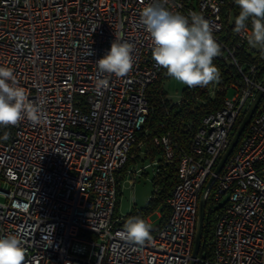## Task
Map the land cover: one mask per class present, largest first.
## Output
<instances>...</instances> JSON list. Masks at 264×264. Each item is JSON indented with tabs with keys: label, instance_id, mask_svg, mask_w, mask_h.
<instances>
[{
	"label": "built area",
	"instance_id": "built-area-1",
	"mask_svg": "<svg viewBox=\"0 0 264 264\" xmlns=\"http://www.w3.org/2000/svg\"><path fill=\"white\" fill-rule=\"evenodd\" d=\"M162 2L189 19L203 15L221 46L213 60L230 58L241 79L225 87L234 94L205 116L188 148L170 134L154 136L164 158L155 174L178 158V183L170 213L158 229L148 219L152 239L138 245L119 236L127 216L117 215L118 175L147 121L148 90L164 70L140 22L153 0H0V66L13 70L41 109L40 124L0 127V237L21 239L24 264L190 263L204 188L263 82L255 65L246 73L236 58L242 43L231 48L220 38L227 0ZM116 32L133 45L125 77L96 65ZM249 34L250 25L237 33L242 42ZM98 78L108 80L100 93ZM263 102L216 175L208 196L220 206L213 255H199L197 264H264Z\"/></svg>",
	"mask_w": 264,
	"mask_h": 264
},
{
	"label": "clouds",
	"instance_id": "clouds-1",
	"mask_svg": "<svg viewBox=\"0 0 264 264\" xmlns=\"http://www.w3.org/2000/svg\"><path fill=\"white\" fill-rule=\"evenodd\" d=\"M239 14L235 17L234 31L249 28L248 43L264 52V0H235ZM140 22L149 34L152 59L166 69L167 75L188 87H207L220 79L219 69L213 59L221 55V46L213 36L210 22L203 15L192 13L190 19L168 10L162 0L144 7ZM110 51L96 61L101 74L125 77L133 69V45L114 33ZM108 80L98 78V93L107 88ZM27 119L32 124L41 123L40 106L28 99L18 85L11 68L0 66V127L15 126ZM3 139L7 140L5 134ZM151 225L140 217H129L119 236L138 245L151 237ZM25 248L17 235L0 237V264H24Z\"/></svg>",
	"mask_w": 264,
	"mask_h": 264
},
{
	"label": "trees",
	"instance_id": "trees-1",
	"mask_svg": "<svg viewBox=\"0 0 264 264\" xmlns=\"http://www.w3.org/2000/svg\"><path fill=\"white\" fill-rule=\"evenodd\" d=\"M238 14L239 7L235 4V0H227L222 9L224 27L220 33V38L231 48L241 42L242 45L236 50L235 54L240 65L243 66L246 73L250 72L251 65H255L257 67V78L264 82V52L250 46L248 40L242 42L238 37L234 31L235 17ZM213 63L219 69V81L209 84L207 87L197 86L190 88L187 86L184 88L181 100L177 103L173 102L168 96L163 86V80L168 76L166 69L163 70L159 79L148 90V118L137 134V141L132 148L128 163L131 159H140L141 150L151 154L152 157H159V161L163 162V150L155 145L153 140L156 135L170 134L180 146L186 148L190 146L192 138L201 126L205 116L219 110L223 106L228 95V90L225 87L241 79L238 67L230 58H225L223 55L221 58L213 60ZM240 123L241 120L236 123V128ZM178 166V158L171 163L161 164V171L155 174L153 178L155 185L154 195L150 198L147 206L129 213L127 219L129 217H140L148 222V218L160 207L161 220L159 224L154 225V228L158 229L160 227L164 218L170 213L167 199L178 183ZM121 173L118 175L120 192V184L123 178ZM219 208L220 206H217L211 198L208 200L203 244L200 250V255L206 258H211L213 255V230L216 213Z\"/></svg>",
	"mask_w": 264,
	"mask_h": 264
},
{
	"label": "rangeland",
	"instance_id": "rangeland-1",
	"mask_svg": "<svg viewBox=\"0 0 264 264\" xmlns=\"http://www.w3.org/2000/svg\"><path fill=\"white\" fill-rule=\"evenodd\" d=\"M163 86L168 93V96L177 103L183 96L184 88L187 85L181 84L173 78L167 76L163 80ZM234 90H229L228 95L232 96ZM130 166L133 163L130 162ZM133 176L126 174L121 180V192L119 195V203L117 207V215L119 217L127 216L135 210L147 206L150 198L154 195V175L156 165L152 163L151 158L140 159L139 166ZM227 196L223 199L225 200ZM222 200V201H223ZM151 224L157 225L161 220V208L159 207L150 216Z\"/></svg>",
	"mask_w": 264,
	"mask_h": 264
},
{
	"label": "water",
	"instance_id": "water-1",
	"mask_svg": "<svg viewBox=\"0 0 264 264\" xmlns=\"http://www.w3.org/2000/svg\"><path fill=\"white\" fill-rule=\"evenodd\" d=\"M263 98H264V82H263L262 89L259 90L258 94L256 95V97L250 104V107L248 108L241 123L239 124L235 134L232 137V140L228 148L226 149V151L223 153L222 157L220 158V161L215 169V175H213L210 178V180L208 181L207 185L204 188V191L202 193L199 206H198V218H197V225H196V232H195L194 247L192 251V258L189 264H197V258L200 255V250L203 244V234H204L206 210H207V204H208V196L212 188V185L216 179V175L221 173L227 160L229 159V157L231 156V154L234 152L235 148L239 144V141L244 131L246 130L247 125L249 124L250 120L254 116L258 107L260 106V103L262 102Z\"/></svg>",
	"mask_w": 264,
	"mask_h": 264
},
{
	"label": "crops",
	"instance_id": "crops-1",
	"mask_svg": "<svg viewBox=\"0 0 264 264\" xmlns=\"http://www.w3.org/2000/svg\"><path fill=\"white\" fill-rule=\"evenodd\" d=\"M133 157H134V155H133ZM148 157L151 158V161L153 164H155V162L159 161V157H156V156L152 157L151 154L145 153L144 150H141V158L140 159H144V158H148ZM140 159H138V160L131 159L130 162L133 163V166H130V162H129L128 165L126 166L125 170L121 173L122 176L124 177L126 174H128V176H133L134 173H136L138 168H139L138 166H139ZM148 219L150 220V217Z\"/></svg>",
	"mask_w": 264,
	"mask_h": 264
}]
</instances>
